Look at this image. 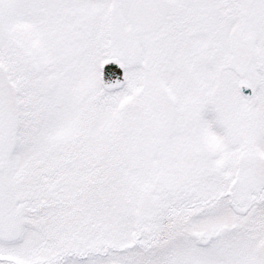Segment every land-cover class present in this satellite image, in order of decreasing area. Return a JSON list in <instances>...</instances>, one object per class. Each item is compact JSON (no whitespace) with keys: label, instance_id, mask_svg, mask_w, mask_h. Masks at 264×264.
I'll list each match as a JSON object with an SVG mask.
<instances>
[{"label":"snow or ice","instance_id":"6c2138e0","mask_svg":"<svg viewBox=\"0 0 264 264\" xmlns=\"http://www.w3.org/2000/svg\"><path fill=\"white\" fill-rule=\"evenodd\" d=\"M0 264H264V0H0Z\"/></svg>","mask_w":264,"mask_h":264}]
</instances>
